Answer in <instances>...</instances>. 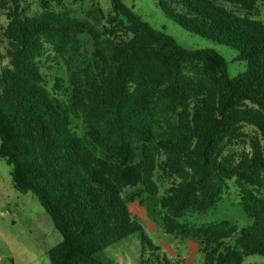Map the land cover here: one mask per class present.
Returning a JSON list of instances; mask_svg holds the SVG:
<instances>
[{
    "label": "trees",
    "instance_id": "trees-1",
    "mask_svg": "<svg viewBox=\"0 0 264 264\" xmlns=\"http://www.w3.org/2000/svg\"><path fill=\"white\" fill-rule=\"evenodd\" d=\"M83 1L38 0L31 13L28 0H0V159L61 236L49 263L111 264L103 250L136 235L139 264H171L130 212L137 199L202 264L264 257V0L158 1L183 30L233 49L245 62L234 77L216 50L182 47L121 0L76 12ZM229 180L248 226L178 222L213 210Z\"/></svg>",
    "mask_w": 264,
    "mask_h": 264
},
{
    "label": "rangeland",
    "instance_id": "rangeland-1",
    "mask_svg": "<svg viewBox=\"0 0 264 264\" xmlns=\"http://www.w3.org/2000/svg\"><path fill=\"white\" fill-rule=\"evenodd\" d=\"M38 0H28L29 12L39 10ZM127 7L142 20L150 24L156 30H161L170 35L184 48L216 50L227 62L229 77L236 76L245 69L244 61H233L236 52L228 46L211 42L205 38L191 34L170 19H168L158 7L159 0H121ZM98 3L106 10H111V0H84L74 6L76 12L87 9L92 4ZM256 19L264 23V3L257 6ZM117 26L133 34L134 28L123 19L116 11H112ZM6 24L4 12L0 10V27ZM82 39L90 51L91 42L87 38ZM139 43L142 45H157L158 42L142 33L138 34ZM5 41L0 35V49L5 48ZM55 60L43 59V71L46 80L51 84L53 75H56ZM53 67V68H52ZM52 68V70H51ZM138 200L129 204L130 212L136 216L146 237L155 245H158L168 260L169 250L173 253L185 256L187 248L171 235L164 233L157 218L150 217L145 206L139 205ZM239 191L233 180L226 182L220 201L213 210L206 213H187L178 219L180 223L192 225L211 224L221 221H230L238 228H244L250 224L239 205ZM61 241L60 234L55 230L52 222L44 209L40 206L36 197L28 193H20L13 189L10 181V166L0 159V264H50L47 252ZM141 243L138 236L133 235L127 239L103 250V255L111 264H138ZM196 264L201 261L198 254ZM171 262V261H170ZM242 264H264V257L249 256L243 259Z\"/></svg>",
    "mask_w": 264,
    "mask_h": 264
},
{
    "label": "crops",
    "instance_id": "crops-1",
    "mask_svg": "<svg viewBox=\"0 0 264 264\" xmlns=\"http://www.w3.org/2000/svg\"><path fill=\"white\" fill-rule=\"evenodd\" d=\"M183 244L187 248L186 255L185 256H180L172 252V250H169V256L171 258V264H196L195 260L198 254L201 255V261L198 264H202L203 262V256L199 252V246L193 242V241H184ZM155 245V244H154ZM158 246V245H156ZM159 247V246H158ZM160 248V247H159ZM162 251V250H161ZM138 260V264H139Z\"/></svg>",
    "mask_w": 264,
    "mask_h": 264
}]
</instances>
